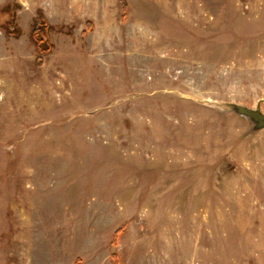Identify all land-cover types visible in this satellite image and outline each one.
<instances>
[{
  "label": "rangeland",
  "instance_id": "rangeland-1",
  "mask_svg": "<svg viewBox=\"0 0 264 264\" xmlns=\"http://www.w3.org/2000/svg\"><path fill=\"white\" fill-rule=\"evenodd\" d=\"M226 101L264 111V0H0V264H264Z\"/></svg>",
  "mask_w": 264,
  "mask_h": 264
},
{
  "label": "water",
  "instance_id": "water-1",
  "mask_svg": "<svg viewBox=\"0 0 264 264\" xmlns=\"http://www.w3.org/2000/svg\"><path fill=\"white\" fill-rule=\"evenodd\" d=\"M223 111L235 113L249 123V132L264 129V111L260 108V101L254 107L245 104L226 101L218 104Z\"/></svg>",
  "mask_w": 264,
  "mask_h": 264
},
{
  "label": "trees",
  "instance_id": "trees-1",
  "mask_svg": "<svg viewBox=\"0 0 264 264\" xmlns=\"http://www.w3.org/2000/svg\"><path fill=\"white\" fill-rule=\"evenodd\" d=\"M37 24L38 21L34 20L31 26V37L36 44H39V39L37 36ZM112 264H117V262L114 260Z\"/></svg>",
  "mask_w": 264,
  "mask_h": 264
}]
</instances>
